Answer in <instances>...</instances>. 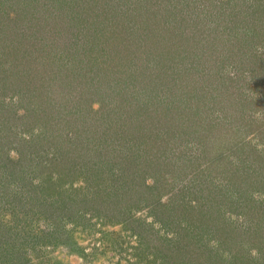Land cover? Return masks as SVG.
I'll return each mask as SVG.
<instances>
[{"label":"rangeland","instance_id":"1","mask_svg":"<svg viewBox=\"0 0 264 264\" xmlns=\"http://www.w3.org/2000/svg\"><path fill=\"white\" fill-rule=\"evenodd\" d=\"M257 46L264 48V0H0V264H29L25 254L39 257L32 264H82L85 249V264H105L97 244L117 222L162 264H228L205 236L235 253L231 264H264V154L252 146L256 137L264 143ZM226 66L234 78L222 74ZM5 96L19 103L5 105ZM96 100L101 111L91 112ZM37 125L30 141L13 131ZM13 146L18 161L7 157ZM79 175L91 200L60 191ZM148 175L152 188L143 183ZM163 193L168 205L159 203ZM148 206L175 241L133 219ZM81 208L95 209L96 219Z\"/></svg>","mask_w":264,"mask_h":264},{"label":"clouds","instance_id":"2","mask_svg":"<svg viewBox=\"0 0 264 264\" xmlns=\"http://www.w3.org/2000/svg\"><path fill=\"white\" fill-rule=\"evenodd\" d=\"M257 52L264 51V48H261L260 46H257ZM5 68L10 67V65H4ZM224 75H227L229 77H235V72L231 68V66H226L224 69V72L222 73ZM5 105H16L19 103V96H5L2 101ZM90 111L91 112H100L101 111V104L100 101H93L90 104ZM16 115L18 117H22L25 115V110L23 108H17ZM215 115L220 116V113H215ZM13 131L16 133L17 138L21 139L23 141H30L33 136H37L41 133L42 129L39 125L34 127L31 131V133L21 131L19 128H14ZM71 135V133H69ZM255 136V133H250L248 136L245 137V142L248 143L250 140H252V137ZM252 146L256 149L257 152L264 154V143H261L259 138L256 137L254 141H252ZM189 147H192V145H189ZM7 157L12 161H18L20 160V153L17 151L16 147L13 146L9 149H7ZM54 155V150H49L47 152V156L49 159H52ZM229 160L232 165L238 166L239 161L234 156H229ZM201 170L207 168L206 163H201L200 165ZM114 174L118 175V171L116 169L113 170ZM48 173H44L43 177H36L31 180V183L33 186H40L42 183V180L46 177H48ZM51 182L53 184L57 183L60 179L59 173L53 171L50 174ZM167 184L171 185L174 183L173 178L170 175H166L164 177ZM144 186L146 188H152L155 185V178L151 175L145 176L143 180ZM214 183L218 185H224L226 184V181L223 180L220 177H217V179L214 181ZM69 184H71V188H69ZM11 191H16V185H10ZM70 191V192H77L79 191L82 198L86 197L87 199L91 200L93 198V193L89 191L88 183L86 179L83 176H77L75 179L71 180L70 182L67 181L63 183L60 186V191ZM170 193H163L159 196V203L161 205H168L170 200ZM258 194L253 193V199H257ZM232 199H237V195L235 193L232 194ZM188 205L193 208H197L198 204L195 199H189L187 201ZM144 212V216H140L137 210H133L135 213L133 215L134 220L142 221V223L146 226H150L152 231L156 233V235L160 238L169 240V241H175L177 239V233L173 230H166L161 223V221L157 220L155 215L152 214L151 206H148L147 208L142 209ZM81 214L87 219L91 217L93 220L96 219L95 215V209H87L81 208L80 210ZM231 217V222H234L235 224L242 225L243 227L248 226V222L246 218L243 215H240L237 217L236 214L232 212L226 213V218ZM9 220L11 219V214H8L7 217ZM118 227L106 234L103 238L99 240V243L97 244V251L103 252L105 257V264L110 260L111 264H116L117 261H119V264H148L150 261H154L155 264H162V261L155 256V254L151 251L145 252L144 251V245L141 242L140 234L133 232L131 228H125L123 226V222H117ZM8 226H11L9 224ZM179 227L181 229L190 230V226L187 223V221L181 219L179 220ZM111 236L112 239H115L118 243V248H112L111 247V239L108 237ZM204 239L207 241V247L209 249H212L213 251H219V255L221 259L225 262H228V264H231L232 257L235 254L234 252H229L228 250L220 249V241L212 238L209 239L207 236L204 237ZM103 244V248L100 247V245ZM242 248L247 252L248 256L253 260L260 259V251L259 249L250 246L249 243L245 242L242 244ZM25 253H27V249L24 250ZM138 252H144V259H141L140 256L137 254ZM26 259L29 261V264H32L33 259H39V257L29 256L25 254ZM90 259V253L87 249L84 250V256L82 257V264H85V262H88Z\"/></svg>","mask_w":264,"mask_h":264}]
</instances>
